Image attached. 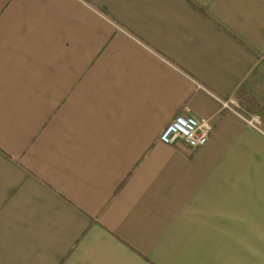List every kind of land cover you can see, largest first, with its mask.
I'll return each mask as SVG.
<instances>
[{"label": "crops", "instance_id": "1", "mask_svg": "<svg viewBox=\"0 0 264 264\" xmlns=\"http://www.w3.org/2000/svg\"><path fill=\"white\" fill-rule=\"evenodd\" d=\"M0 264H264V0H0Z\"/></svg>", "mask_w": 264, "mask_h": 264}, {"label": "built area", "instance_id": "2", "mask_svg": "<svg viewBox=\"0 0 264 264\" xmlns=\"http://www.w3.org/2000/svg\"><path fill=\"white\" fill-rule=\"evenodd\" d=\"M222 110L237 109L231 101L220 102ZM245 123L252 128H257L261 124V119L257 115H252L244 119ZM212 124L208 118H198L190 115H177L162 131L159 140L165 145H175L181 143L191 150L203 147L211 134Z\"/></svg>", "mask_w": 264, "mask_h": 264}]
</instances>
